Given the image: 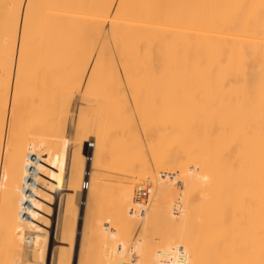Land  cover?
<instances>
[{
	"label": "bare ground",
	"instance_id": "1",
	"mask_svg": "<svg viewBox=\"0 0 264 264\" xmlns=\"http://www.w3.org/2000/svg\"><path fill=\"white\" fill-rule=\"evenodd\" d=\"M0 264H264V0H0Z\"/></svg>",
	"mask_w": 264,
	"mask_h": 264
},
{
	"label": "built area",
	"instance_id": "2",
	"mask_svg": "<svg viewBox=\"0 0 264 264\" xmlns=\"http://www.w3.org/2000/svg\"><path fill=\"white\" fill-rule=\"evenodd\" d=\"M90 157V155H89ZM91 181L90 179H87L84 183V190H88L90 188ZM151 187L149 185H145L143 187H137V198L139 200H148L151 195Z\"/></svg>",
	"mask_w": 264,
	"mask_h": 264
},
{
	"label": "rangeland",
	"instance_id": "3",
	"mask_svg": "<svg viewBox=\"0 0 264 264\" xmlns=\"http://www.w3.org/2000/svg\"><path fill=\"white\" fill-rule=\"evenodd\" d=\"M138 183H143V182H138Z\"/></svg>",
	"mask_w": 264,
	"mask_h": 264
}]
</instances>
